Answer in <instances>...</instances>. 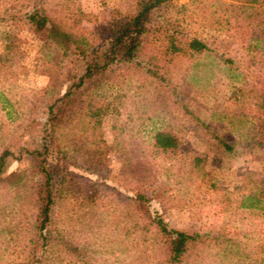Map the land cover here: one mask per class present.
Wrapping results in <instances>:
<instances>
[{
    "label": "rangeland",
    "instance_id": "obj_1",
    "mask_svg": "<svg viewBox=\"0 0 264 264\" xmlns=\"http://www.w3.org/2000/svg\"><path fill=\"white\" fill-rule=\"evenodd\" d=\"M33 1L0 0V53L6 34L19 38L21 51L0 60V150L28 138L42 123L45 104L82 65L74 55L33 39L19 20ZM210 1L216 0L170 1L186 6L193 18L187 28L207 44V52L177 61L161 79L131 65L113 68L90 85L75 115L58 128L49 161L57 195L48 230L56 246L42 249L34 234L26 195L37 186L36 168L26 157L6 163L0 264H160L166 249L158 237L137 233L138 249L123 239L137 221L126 201L135 194L147 197L152 213L168 227L199 236L203 244L181 264H262L256 253L264 247V223L239 202L249 181H264V151L253 147L247 124L254 91L264 85V38L251 40L249 30L233 21L214 25L201 18L211 11ZM46 2L57 17L80 13L98 41L114 18L132 12L134 0ZM88 110L99 111L98 124ZM157 130L175 136L176 148L153 150ZM192 157L203 159L200 173L190 170Z\"/></svg>",
    "mask_w": 264,
    "mask_h": 264
},
{
    "label": "trees",
    "instance_id": "obj_2",
    "mask_svg": "<svg viewBox=\"0 0 264 264\" xmlns=\"http://www.w3.org/2000/svg\"><path fill=\"white\" fill-rule=\"evenodd\" d=\"M170 1L134 0L132 12L114 18L112 23L104 28L103 37L98 41L80 22V13L76 12L70 18L57 17L55 11L48 7L46 0L33 1L30 10L20 16V22L27 27L33 39L53 44L62 53H70L80 59L82 64L79 75L73 77L62 93L52 97L45 104L43 121L39 126L30 129L28 138L21 145L10 143L0 150V183L3 181V172L9 160L20 161L26 157L37 170V186L27 193L26 199L33 212L34 234L42 249L56 246L52 239L50 240L48 230L51 207L57 195L49 165L57 147L55 133L66 119L75 115L76 106L81 103L80 98L88 94L90 85L102 79L113 68L122 65H131L135 71H144L152 78L161 79L173 71L177 61L191 60L195 55L209 50L207 44L187 28V20L193 18L191 19L192 15L186 6L173 5ZM210 3L211 11H203L201 18H211L214 25L233 21L237 28L249 30L251 40L256 39L257 42L264 38V9L260 7L262 0H216ZM254 27L259 29V32L252 31ZM256 35L261 37L257 38ZM249 48L250 51H255L257 43ZM19 49V38L6 34L1 46L0 60L19 54ZM254 93L255 98L251 105L254 115L247 123L248 136L251 135L249 140L253 142V147L264 151V85ZM4 102L7 104L6 100H2V103ZM89 112V119L98 124L99 111ZM151 139V147L160 153H168L177 146L176 137L163 130L155 131ZM218 144L224 151H230L225 141L218 139ZM202 164L201 157L188 160L190 170L198 173L201 172ZM248 185L247 193L240 199L239 206L254 212L264 223V181H249ZM126 201L137 221L125 230L123 239H130V246L138 249L137 233L143 236L142 238L146 235L158 237L166 249V257L160 264H181L182 258L190 250L195 249L198 244H203L197 234L168 227L160 216L152 213L149 200L144 195L135 194ZM256 255L259 262L264 264V247L257 248ZM32 262L43 264L42 260Z\"/></svg>",
    "mask_w": 264,
    "mask_h": 264
}]
</instances>
